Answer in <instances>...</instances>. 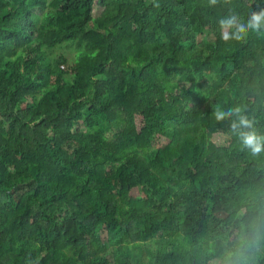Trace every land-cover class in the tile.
Listing matches in <instances>:
<instances>
[{
  "label": "trees",
  "instance_id": "1",
  "mask_svg": "<svg viewBox=\"0 0 264 264\" xmlns=\"http://www.w3.org/2000/svg\"><path fill=\"white\" fill-rule=\"evenodd\" d=\"M261 8L0 0V264H204L264 193V152L215 117L241 107L264 134V30L219 27Z\"/></svg>",
  "mask_w": 264,
  "mask_h": 264
},
{
  "label": "clouds",
  "instance_id": "2",
  "mask_svg": "<svg viewBox=\"0 0 264 264\" xmlns=\"http://www.w3.org/2000/svg\"><path fill=\"white\" fill-rule=\"evenodd\" d=\"M209 3L215 5L217 0ZM219 27L225 41L262 31L264 8L252 11L246 21H241L237 14H229L219 20ZM215 117L218 121L231 120L230 131L241 150L254 156L264 152V134L256 131L255 121L241 107L218 110ZM227 216L208 243L204 264H260L264 259V193L250 195L242 204L229 209Z\"/></svg>",
  "mask_w": 264,
  "mask_h": 264
},
{
  "label": "rangeland",
  "instance_id": "3",
  "mask_svg": "<svg viewBox=\"0 0 264 264\" xmlns=\"http://www.w3.org/2000/svg\"><path fill=\"white\" fill-rule=\"evenodd\" d=\"M101 11H102V9H101L99 6H96V7H95V10H94V15H95V16H99L100 13H101ZM209 39H211V37H210L209 35H207V34H203V35H201V36L199 37V44H200L201 46H205V44L207 43V41H208ZM70 59L73 60V55H70ZM221 139H222L221 136H217V137H216V141H217V142H220ZM135 192L138 193V192H137V189L135 190ZM101 235H102L103 241L106 242V236H107V232H106V230H103V229H102V230H101Z\"/></svg>",
  "mask_w": 264,
  "mask_h": 264
}]
</instances>
